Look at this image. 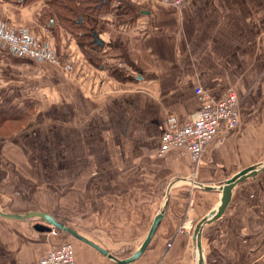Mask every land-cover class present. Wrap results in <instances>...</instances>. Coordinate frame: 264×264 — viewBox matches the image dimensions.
<instances>
[{
	"label": "crops",
	"instance_id": "0c3cea01",
	"mask_svg": "<svg viewBox=\"0 0 264 264\" xmlns=\"http://www.w3.org/2000/svg\"><path fill=\"white\" fill-rule=\"evenodd\" d=\"M46 1L0 0V24L44 34L72 68L0 46V105L44 100L51 112L60 104L69 116L88 118L81 138L74 128L61 129L58 156L63 163L91 164L97 176H83L61 198L34 197L32 206L18 187L3 189L18 176H0V211L49 213L112 257L65 230L34 228L48 225L39 217L0 214V264L32 262L59 241L72 244L75 264H198L195 225L220 202L226 180L264 161V0H188L180 8L162 0H111L98 20L111 27L119 4L129 6V18L112 34L96 33L103 51L128 53L134 71L125 81L84 58L57 18L43 16ZM117 34L122 50L111 45ZM42 76L45 83L37 79ZM198 86L214 99L233 89L239 124L221 130V140L205 147L194 169L182 148L161 156L156 149L166 115L182 119L199 106ZM159 213L142 251L128 260ZM199 247L203 264H264V168L233 186L223 212L202 226Z\"/></svg>",
	"mask_w": 264,
	"mask_h": 264
},
{
	"label": "rangeland",
	"instance_id": "374dc122",
	"mask_svg": "<svg viewBox=\"0 0 264 264\" xmlns=\"http://www.w3.org/2000/svg\"><path fill=\"white\" fill-rule=\"evenodd\" d=\"M49 14L50 12H45L44 16H49ZM119 24V22L113 21L110 24L111 27L104 23V26H96V29L98 32L101 30L111 31L112 34ZM69 33L77 43L73 34ZM39 35L46 40L44 34ZM118 38V34L115 39L111 38V45L121 49L124 41L119 42ZM87 44V41H83V47H81L77 43L84 58L89 62L98 66H109V72L112 68L111 71L115 75L117 73L128 75L131 71H134L133 66L126 60V58L129 59L127 52L118 54L115 52H119V50H115L108 53L106 49V51H103V47H98V49L91 48ZM42 62L51 64L47 61ZM118 62H122V64L118 65ZM37 79L42 83L46 81L43 76L37 77ZM30 104L31 102H27L26 105H22L21 107H17V104L11 107L3 102L0 105V112L8 115L4 117L0 116V176H18L19 180L15 184L7 186L5 184L3 189L6 191L18 187L21 190V195L27 196L31 201L28 205L32 206L35 205L34 197H44L45 192H49L50 195L54 193L55 196L61 198L62 192L69 188L77 187L81 183L79 179H83V176L90 179L92 176L97 175H95L94 166L91 164L80 165L74 159L73 162L63 163L61 157L58 156V153L61 152V148L59 147L62 142L56 139L61 138V129L64 126L66 128H74L75 135L78 138L81 136L80 131L85 129L86 125L84 124L87 123L88 118L84 120V117L69 116V113L66 114L67 112L62 110L60 104H57L56 109H54L55 111L51 112L45 108L44 100L42 104L33 103L35 104L33 106H30ZM34 106L38 107L34 108ZM49 113L53 114L47 115ZM9 114L11 115L9 116ZM5 117L7 119H3ZM58 129L59 131H57ZM54 136L55 141H47L48 139L51 140ZM47 146L51 150H47ZM75 149L76 146L74 147ZM104 167L106 168L107 166ZM98 172L102 174L103 171L98 170ZM29 219L36 221L39 218L32 217ZM52 228L59 230L56 227Z\"/></svg>",
	"mask_w": 264,
	"mask_h": 264
},
{
	"label": "built area",
	"instance_id": "2783aa9c",
	"mask_svg": "<svg viewBox=\"0 0 264 264\" xmlns=\"http://www.w3.org/2000/svg\"><path fill=\"white\" fill-rule=\"evenodd\" d=\"M162 1L180 8L188 0ZM0 46H4L15 56L47 61L66 71L72 68L68 58H62L46 40L27 27H7L0 24ZM195 94L200 104L186 117L180 119L172 112L166 115L156 149V154L161 156L171 147L182 148L189 154L194 169L205 147L212 140H221V130H232L239 124V100L233 89H227L218 99L212 98L200 86L195 88ZM51 232L57 233V230L51 228ZM21 264H75L72 244L62 241L38 259Z\"/></svg>",
	"mask_w": 264,
	"mask_h": 264
},
{
	"label": "trees",
	"instance_id": "16d2710c",
	"mask_svg": "<svg viewBox=\"0 0 264 264\" xmlns=\"http://www.w3.org/2000/svg\"><path fill=\"white\" fill-rule=\"evenodd\" d=\"M110 5L111 0H47L42 8V14L44 16L45 12H50L51 19L55 16L59 24L73 34L81 47L83 41H87L91 48L98 49L101 46L93 41L92 31L96 32V26H104V23L98 20V16L110 11ZM113 9L114 22L123 23L129 18V6L119 4ZM111 69V75L118 80L125 81L131 78L117 71L115 75ZM0 116L8 115L0 112Z\"/></svg>",
	"mask_w": 264,
	"mask_h": 264
},
{
	"label": "water",
	"instance_id": "95a60500",
	"mask_svg": "<svg viewBox=\"0 0 264 264\" xmlns=\"http://www.w3.org/2000/svg\"><path fill=\"white\" fill-rule=\"evenodd\" d=\"M92 36H93V41L95 43H97L100 46L103 45V41L97 36V33L95 31H92ZM263 168H264V161H262L258 164L246 167V168L240 170L239 172L235 173L228 180H226V182L223 185L220 186V189H221L220 202L213 209H211L203 218H201L198 221V223L195 225V228L193 229V234H192V238L194 241L193 248H194V251L196 252V254L198 255V262H197L198 264H203L202 259H201V251H200V247H199V236H200L202 226L205 223H207L208 221H210L211 219L216 218L217 216H219L223 212V210L225 209V207H226V205L230 199L231 190L235 184H237L239 181L244 179L246 176L254 175L256 172H258L259 170H261ZM0 214L10 216V217H15V218L39 217L41 220H44L48 225L42 224V223H36L34 225V228H36L38 230H50L51 227L53 226V227L59 228L61 230H65V231L69 232L70 234H72L73 236L87 242L88 244H90L91 246L96 248L98 251L103 253L104 255L112 257L106 250H104L103 248H101L97 244L93 243L92 241L86 239L85 237L81 236L80 234L75 232L73 229L64 226L61 222H59L55 217H53L49 213L41 212V211H32V212H25V213H4V212L0 211ZM160 216H161V213H159L156 216L152 225L150 226L148 234H147L144 242L142 243L141 247L128 260L133 259L142 251L143 247L145 246V243L148 241L149 237L151 236V234L155 228V225H156L158 219L160 218Z\"/></svg>",
	"mask_w": 264,
	"mask_h": 264
},
{
	"label": "bare ground",
	"instance_id": "6f19581e",
	"mask_svg": "<svg viewBox=\"0 0 264 264\" xmlns=\"http://www.w3.org/2000/svg\"><path fill=\"white\" fill-rule=\"evenodd\" d=\"M203 155V154H202Z\"/></svg>",
	"mask_w": 264,
	"mask_h": 264
}]
</instances>
